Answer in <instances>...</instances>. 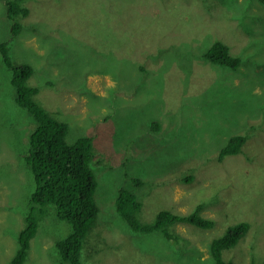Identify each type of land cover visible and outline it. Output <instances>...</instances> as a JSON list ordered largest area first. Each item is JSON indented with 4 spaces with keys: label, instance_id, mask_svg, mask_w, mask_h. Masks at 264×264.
<instances>
[{
    "label": "rangeland",
    "instance_id": "rangeland-1",
    "mask_svg": "<svg viewBox=\"0 0 264 264\" xmlns=\"http://www.w3.org/2000/svg\"><path fill=\"white\" fill-rule=\"evenodd\" d=\"M22 3L30 12L13 37L0 0V45L9 41L14 61L34 66L28 84L69 123L70 143L94 138L100 213L84 264H216L213 240L244 221L248 233L223 257L264 264V1ZM216 41L242 58L237 70L205 56ZM12 75L0 50V264L18 250L36 182L22 157L37 123L17 104ZM236 134L246 136L242 149L220 161ZM121 190L143 200L142 223L203 204L201 215L215 225L179 223L173 238L135 230L117 209ZM34 210L39 226L25 264H57L56 243L71 224L53 205Z\"/></svg>",
    "mask_w": 264,
    "mask_h": 264
},
{
    "label": "trees",
    "instance_id": "trees-1",
    "mask_svg": "<svg viewBox=\"0 0 264 264\" xmlns=\"http://www.w3.org/2000/svg\"><path fill=\"white\" fill-rule=\"evenodd\" d=\"M5 4L11 21V33L16 37L23 29L20 17L27 16L30 10L22 5V0H5ZM101 48L105 49V46ZM0 50L3 61L13 72L12 83L16 88L17 104L28 109L37 123L29 136L26 154L22 157L34 174L35 188L30 195V211L26 216V226L18 234V250L8 264H25L31 241L36 236L39 226L38 215L34 210L37 205H53L56 216L71 224L70 234L56 243L60 255L57 264H84L82 251L100 213V207L95 199L98 183L92 165L94 138L84 135L70 143L67 139L69 123L47 111L35 98L39 93V87L28 84V79L35 72L34 66L16 63L11 55L9 41L2 42ZM61 55L63 56L60 53L59 57ZM205 56L215 63L236 70L242 63V58L232 55L229 46L221 41H216ZM245 142L246 136L243 134L230 137L221 150L220 161L226 155L240 152ZM142 207L143 200L136 193L121 190L117 209L121 215L126 216L135 230L146 233L161 232L168 238H173L176 235L171 229L179 223H189L203 229L215 225L214 220L201 215L203 204L187 215L161 210L154 221L145 223L137 218ZM249 229L248 222H240L230 226L222 236L213 240L211 254L216 264H235L223 257V251L235 246Z\"/></svg>",
    "mask_w": 264,
    "mask_h": 264
},
{
    "label": "clouds",
    "instance_id": "clouds-1",
    "mask_svg": "<svg viewBox=\"0 0 264 264\" xmlns=\"http://www.w3.org/2000/svg\"><path fill=\"white\" fill-rule=\"evenodd\" d=\"M15 254H16V253H15ZM13 257H14V256H13ZM13 257H12V258H13ZM11 260H12V259H11ZM11 260H10V261H11Z\"/></svg>",
    "mask_w": 264,
    "mask_h": 264
},
{
    "label": "bare ground",
    "instance_id": "bare-ground-1",
    "mask_svg": "<svg viewBox=\"0 0 264 264\" xmlns=\"http://www.w3.org/2000/svg\"><path fill=\"white\" fill-rule=\"evenodd\" d=\"M19 63V62H18Z\"/></svg>",
    "mask_w": 264,
    "mask_h": 264
}]
</instances>
